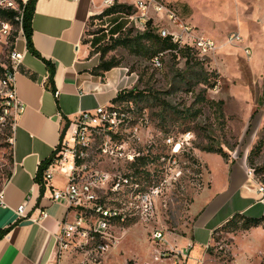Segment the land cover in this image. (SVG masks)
<instances>
[{"label":"rangeland","instance_id":"rangeland-1","mask_svg":"<svg viewBox=\"0 0 264 264\" xmlns=\"http://www.w3.org/2000/svg\"><path fill=\"white\" fill-rule=\"evenodd\" d=\"M117 1L134 8L138 0ZM157 1L175 8L183 21L215 42L217 51L207 58L191 55L193 59L189 63L176 52H165L157 68L152 61L134 56L122 47L110 52L106 58L117 59L121 63L118 68L131 77L132 86L126 90H148L179 112L190 109L192 112L200 110L201 113L189 125L190 131L182 133L183 127L179 121L174 122L167 117L165 123H160L155 116L159 110L157 107L145 108L143 104L120 106L126 112L127 121L117 139L108 143L105 136H92L88 147L82 151L80 161L84 166L83 182H88L91 177H106L103 184L93 188L95 201L121 214L123 223H133L123 226L120 222L109 228L108 236L114 239L115 245L106 252L98 253L94 244L86 249L71 247L63 252L56 250L51 264L179 262L169 252H165L161 258L160 254L165 249L182 248L180 239L189 234L193 220L190 201L193 202L206 186L205 167L198 158L204 154L200 150L202 148L221 147L228 159L232 155L238 162L245 159L248 168L252 161V168L256 170L254 180L264 187V146L258 155H252L248 160L250 152L259 142H264L261 85L264 71V0ZM106 9L103 8L102 12ZM148 18L156 32L161 27H168L161 16L149 13ZM126 30H133V35L142 33L134 20L128 21ZM102 31L98 20L90 21L82 42L86 48L83 58L95 65L99 64V55L94 49H88V41L92 35ZM231 35H238L241 42L228 44ZM9 49V46L0 47L1 64L7 63ZM245 49H249V57L244 55ZM196 63L201 65L202 70L195 68ZM187 66L194 68L192 70L201 76L210 75V80L216 81L214 88L208 90L190 81L183 74ZM201 96L206 101L223 102L222 119H218L209 104L198 102ZM9 128L8 124L0 126V188L10 172ZM167 138L170 143H167ZM68 144L72 145L71 142ZM176 145L179 148L173 152ZM61 148L62 145L56 155ZM139 155L148 156L145 169L153 183L147 181L137 187L130 179L127 186L114 190L113 183H122L123 178L132 175L129 170L131 158ZM191 158L197 163L189 161ZM204 159L203 162L213 171L211 175L220 184V164L212 157ZM134 190L139 194H134ZM137 195H148V201L138 199ZM95 219L96 216L91 214L87 222L93 224ZM154 232H162L163 241H152ZM189 260L194 264H264V229L260 227L236 233L219 231L212 236L207 249L201 247L192 252Z\"/></svg>","mask_w":264,"mask_h":264},{"label":"crops","instance_id":"crops-1","mask_svg":"<svg viewBox=\"0 0 264 264\" xmlns=\"http://www.w3.org/2000/svg\"><path fill=\"white\" fill-rule=\"evenodd\" d=\"M101 3L102 0H36L31 22L32 47L53 65L55 93L46 86L48 70L45 64L27 51L22 32L17 33L14 49L23 54V59L15 76V90L26 109L11 129L10 176L0 188L3 202L0 233L8 230L0 239V264L52 263L56 253L55 236L59 224L66 218V209L52 203L50 195L53 190H62L67 181L57 172L48 184L42 179L41 188L35 182L38 167L63 140L69 139V131L79 114L111 106L120 91L132 86L131 77L121 68L102 76L91 75L97 65L83 58L86 48L82 42L90 21L98 20L103 28L88 41L87 47L92 51L110 35L126 29L128 21L132 20L122 15L91 20L102 13ZM261 85L264 102V71ZM67 121L69 125L64 131ZM203 156L212 157L220 164V184L203 162ZM198 158L205 167L206 186L193 199L192 225L189 234L180 239L182 248L191 246V249L187 259L180 263L171 260L170 264H194L189 260L191 253L201 247L206 249L213 232L233 215L249 218L264 215V205L258 202L256 182L247 175L245 159L238 162L232 155L225 161L218 155L206 153ZM21 205H25V218L17 216V208ZM40 211L46 213V218L35 221ZM174 251L178 250L171 248L162 252Z\"/></svg>","mask_w":264,"mask_h":264},{"label":"built area","instance_id":"built-area-1","mask_svg":"<svg viewBox=\"0 0 264 264\" xmlns=\"http://www.w3.org/2000/svg\"><path fill=\"white\" fill-rule=\"evenodd\" d=\"M20 1L21 4L25 5L28 0ZM114 1L102 0V7L110 8L114 5ZM0 9L11 10L16 13L13 20L17 28L9 21L0 20V47L9 46L10 48L12 45L9 40L12 33L16 30L21 31L22 11L18 2L16 3L13 0H0ZM134 11L135 14L132 16V20L135 21L142 31H144L149 21V13L161 16L168 27H161L157 34L161 38H170L172 44L178 49L189 48L200 58H207L217 51L218 47L212 39L199 33L194 27L183 21L172 7L157 0H138L134 5ZM157 24L159 23L157 22ZM240 42L241 38L238 35H231L227 40V43L231 45ZM163 54H158L152 59V64L156 68L160 66ZM244 55L246 57L250 56L249 49L244 50ZM22 59L23 54L17 52L13 46V49H9L7 54V63L0 64L3 69V73L0 74V126L8 124L11 129L15 125L17 118L26 109V106L17 97L15 90V76L22 64ZM129 106L132 105L130 104ZM126 121V112L120 109V106L99 107L92 113L84 112L79 114L73 123L72 130L69 131V139L60 144L62 145L60 152L43 171L42 179L45 184H48L53 174L57 172L65 176L67 181L66 186L62 190H53L50 195L52 203L61 204L66 209V218L59 224V230L55 236V250L63 252L71 247L86 249L94 244L98 253H104L115 245L114 239L108 236V230L111 227V219L120 214L111 209L97 206V200L95 201L93 192V188L103 184L106 181V177H91L88 182H83L82 172L84 166L82 164L76 166L75 160H81L83 157L82 151L88 147L92 136H105L107 137V142L110 143L112 142V137L118 136L120 129L124 128ZM69 142L72 145H69ZM167 143H170V140H167ZM177 147L178 145H176L174 151L178 150L179 147ZM133 159L131 158V161ZM247 175L254 180V171L252 169L248 168ZM128 184L129 181L123 178L122 183H113L112 188L117 190L120 186L125 187ZM256 193L259 196L258 202L264 205V187L257 183ZM148 197V195H137L138 199H144L145 201H148ZM2 203V192L0 191V205ZM92 203L93 206H90ZM16 212L19 218H25V205L19 206ZM91 214L96 216V221L93 224L87 222ZM44 218H46V213L40 211L35 221H40ZM151 239L154 242H161L163 241V233L154 232ZM190 249L191 246H186L171 254L180 262L188 258ZM164 253L160 254V258L164 257Z\"/></svg>","mask_w":264,"mask_h":264},{"label":"trees","instance_id":"trees-1","mask_svg":"<svg viewBox=\"0 0 264 264\" xmlns=\"http://www.w3.org/2000/svg\"><path fill=\"white\" fill-rule=\"evenodd\" d=\"M20 6V9L22 11V25H21V31L22 34L25 38L26 41V48L29 53L34 55L36 58L41 60L47 70H48V78H47V83L46 86L47 88L52 92L55 93V87L53 83V77H54V67L53 65L44 60L35 52V50L32 47V42H31V34H32V16L34 13V6L36 0H28L25 5L21 4L20 0H16ZM172 7V6H169ZM135 14L134 8L130 5L126 4H120L118 3L117 0L114 1V5L110 8H107L104 10L101 14L98 16H94L92 19H102L104 17H111V16H116V15H122L124 17H132ZM178 15L181 16V14L178 13ZM16 16V13L11 10H3L0 9V20H6L14 24L15 28H17V25L14 23V17ZM17 33L18 30L12 33L9 42L11 43L10 49H13L14 43L17 38ZM106 43L105 45L99 44L98 46H95L93 49L96 54L99 55V64L91 70V75L94 76H102L103 74L111 71L112 69L120 67V62L115 59V58H110L107 60L106 56L116 50L117 48H124L126 49L130 54L134 56H140L143 57L145 60H150L154 57H156L158 54H163L165 52H176L184 58L187 63L191 61L192 56L195 55L194 51L189 49V48H183V49H178L175 45L172 44L170 38H161L156 30L153 28V24L151 21H148L146 24V27L142 33H136L133 35V30H121L118 31L116 34H112L108 37L107 41L104 42ZM108 43H110L108 45ZM1 64V63H0ZM195 68L202 70L200 67L201 65L199 63L194 64ZM198 66V67H197ZM192 69L191 66H187L185 68V71L183 74L187 77H189L190 81H194L195 85H202L206 89L210 90L214 88L216 85V81H211L210 80V75L208 74H196ZM3 73V69L0 66V74ZM189 84L190 82L187 81ZM191 85V84H189ZM198 102L201 103H207L209 104L213 110L215 115L218 117V119L223 118V102H211V101H206L205 98L202 96L199 98ZM112 106H123L127 105L129 106L130 104L133 105H138V104H143V107L145 108H154L157 107L159 110L156 113V117L159 118L160 123H165L166 118H171L172 121L174 122H180V124L183 127L182 133L190 131L191 128H189L191 124H193L197 119L199 114L201 113L200 110H196L192 112L190 109L186 110V112H179L175 108L171 107L165 100L160 99L155 93H152L148 90H139L138 88H133L132 90H122L120 91L117 96L111 101ZM69 122L67 121L64 127L65 129L68 127ZM10 130V128H9ZM165 132V131H164ZM167 133V132H165ZM11 136V133H9ZM167 135V134H166ZM165 135V136H166ZM117 136H113L112 140H116ZM169 138H167L168 140ZM264 146V142L260 143L250 152L248 156V160L252 158V155H258L259 151L261 150V147ZM59 148V146H58ZM57 148V149H58ZM57 149L51 154V156L46 159L45 161L41 162V164L38 167L37 174L35 176V182L40 185L41 188H43V182H42V174L43 171L53 162L55 159V156L57 154ZM202 152L206 154H214L218 155L221 158H223L225 161L228 160V155L226 152L221 147L218 148H213L211 146L205 147L200 149ZM10 165L12 164V158L11 154L8 158ZM192 163L196 164L197 161L193 160L191 158ZM76 166L81 165V161L76 159L75 160ZM148 163V156H137L135 157L132 162L129 164V170H131L132 175L129 177H126L125 179L127 180H132L133 182L138 184H142L148 181V183H153L152 180H149V172L145 169ZM249 168H252V161L249 163ZM254 170V175L256 176V170ZM198 174H201L198 172ZM10 176V174L7 175V178ZM6 178V179H7ZM158 184V182H157ZM156 187V186H154ZM138 194L137 191H134V194ZM192 203V201H190ZM96 205L103 207L104 209H107L105 205L102 204V202H97ZM122 219V220H121ZM124 222L123 216L120 214L116 216L115 218L111 219L110 225L113 226L115 224ZM133 222L127 221L123 223V226H129ZM263 228L264 229V215L259 217V218H249L241 214H235L229 219L224 225L216 229L212 236L215 235L219 231H225L228 233H236L238 231H248L250 229L254 228ZM3 231L0 233V239L5 235L7 232ZM131 264V263H129Z\"/></svg>","mask_w":264,"mask_h":264},{"label":"bare ground","instance_id":"bare-ground-1","mask_svg":"<svg viewBox=\"0 0 264 264\" xmlns=\"http://www.w3.org/2000/svg\"><path fill=\"white\" fill-rule=\"evenodd\" d=\"M174 152H176V151H174Z\"/></svg>","mask_w":264,"mask_h":264}]
</instances>
